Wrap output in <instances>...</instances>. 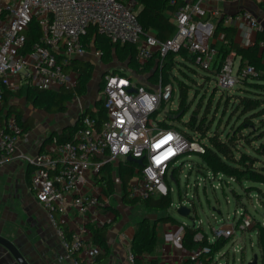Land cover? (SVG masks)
<instances>
[{"label":"built area","instance_id":"2783aa9c","mask_svg":"<svg viewBox=\"0 0 264 264\" xmlns=\"http://www.w3.org/2000/svg\"><path fill=\"white\" fill-rule=\"evenodd\" d=\"M224 1L240 0H183L170 17L177 28L175 35L161 41L144 31L136 12L137 0H0V167L12 156L33 167L31 188L62 241L61 259L82 264L85 255L90 253L88 258L95 260L97 252L93 247L97 246L92 242L89 224L105 223L100 210L109 203L96 183L102 167L125 160L129 155L142 158L141 170L127 186L128 196L140 199L165 196L173 191L170 183L177 182L175 170L180 178L186 166L191 171L194 169L195 161L185 158H190L192 153L201 156L206 152V137L198 130L188 136L179 129L162 127L160 123L166 115L178 109V105L172 106L177 88L171 82L163 84L162 80L157 84L149 80L142 82L126 64L117 68L119 72L109 71L102 79L100 98L107 114L103 122L86 113L73 141H60L54 135L47 139L44 150L34 155L18 153V141L24 132L16 112H10L5 106L6 93L27 87L47 90L74 87L79 74L68 68L72 60L91 61L90 55L102 60L101 49L86 45L90 29L113 43L134 44L136 59L141 65L156 54L157 61L162 62L168 53L186 46L196 54L199 67L210 69L218 49L212 42L215 24L203 19L207 14L217 20L224 17L226 23L239 26L244 39L250 32L246 28L261 29L258 17L247 8L235 14H223L218 4ZM32 21L40 27L41 35L28 45L27 32ZM260 45L263 49L264 41ZM234 63L235 59L228 57L217 76L215 82L221 92L230 90L238 82V68L234 72ZM255 72V67L249 64L242 71L245 75ZM21 97L13 96L11 101H19ZM84 110L81 106V111ZM221 175L214 173L205 181L210 180L214 185ZM185 199L178 205L193 207V200ZM72 210L81 214L85 222L68 236L61 223L69 219ZM234 216L238 218L213 227V238L205 232L208 244H203L204 233L196 235L199 245L189 251L190 264H207L206 258L216 254H212V245L220 238L228 241L238 238V231L241 234L250 231L256 222L243 207ZM199 221L194 219L195 226H202ZM183 233L184 224L175 231H167L165 236L174 245L183 247ZM232 250L236 252L239 247ZM130 259L135 260L132 253Z\"/></svg>","mask_w":264,"mask_h":264},{"label":"trees","instance_id":"16d2710c","mask_svg":"<svg viewBox=\"0 0 264 264\" xmlns=\"http://www.w3.org/2000/svg\"><path fill=\"white\" fill-rule=\"evenodd\" d=\"M182 3L183 0H177L175 3L171 2V0H137V7H141L138 12V20L144 31L154 34L161 41L172 38L177 28L171 22L170 17ZM259 4L264 8V0L259 1ZM236 33V27L225 24L224 19L219 22L214 30L213 37L218 38L220 34H223L224 37L218 40L217 43H213L218 49V54L213 61L212 67L207 69L208 73L204 76L208 80L204 79L203 83L201 82L207 87L212 79L217 80L220 70L232 53L236 55L235 58L239 57L238 83L241 88L235 91L227 101H230V112L235 111L240 113L242 121L237 126L236 131H223L222 134L217 128L211 131L212 133H209L210 124L205 123V117L199 116L204 96L199 98L195 110H193L187 121H183L184 115L194 102V99L191 103L188 101L185 104V101L188 99L190 84L183 80L179 74L177 75L175 71L178 69L189 77L186 70L180 65H196V54L191 52L188 47L182 46L178 51L168 53L162 62L157 61L158 54H156L148 63L141 65L136 59L137 48L134 44L113 43L107 37L97 33L94 29H90L85 42L88 48L94 46L102 50V61L105 63H110L117 59L122 63H126L129 68L138 74H148V80L153 84H157L160 80H162L163 84L173 83L179 89V106L178 109L171 110L160 125L162 127L179 129L188 136H191L192 131H200L202 136L207 138V146L206 152L201 155L202 161L198 164L199 168L202 169L205 167L215 174H222L227 178H232L240 186H244L248 182L251 185L250 187H245L247 192L249 188H252V190H257V192L262 193L264 197V48L262 49L260 45L264 41V29L257 31L255 42L248 46H244L236 40ZM27 35L28 45L41 35V29L35 21L30 23ZM247 64L255 67L256 72L254 74L245 75L242 73L244 66ZM68 68L75 70L79 74L78 81L74 87L64 86L59 90L27 87L19 92L6 93L5 106L9 108L10 112H16L24 133L34 128L35 117L25 115L22 106L11 101L13 96L19 97L24 95L36 108L57 114L66 112L70 102L76 97L88 93L89 83L92 81L94 75L95 64L89 60L74 59L69 63ZM192 70L194 72L196 71L195 68ZM112 72H119V69L115 68ZM191 81L196 82L194 79H191ZM102 87L103 82H101L100 88ZM216 90H219L217 86L213 88L209 97L205 113L203 112L204 116L210 109ZM176 92L173 95L174 99ZM222 93H225V91ZM98 102L97 111H92L90 108H87L74 125L65 127L62 133L51 134L47 139L56 135L60 141H73L75 133L82 122V117L86 113L97 117L100 123L103 122L107 114L103 100L101 99ZM182 102H184L183 105ZM256 119H259L258 124L255 122ZM181 123L185 126L182 127ZM185 127H188L191 132L188 129L186 131ZM253 128H257L259 135H256ZM245 130L249 131L246 132ZM257 140L262 141L259 146L255 145V141ZM247 146H250L252 151H248L246 149ZM138 170H141L139 164L127 159L120 160L116 168L113 163H108L102 167L96 180L103 187L104 193L109 197L116 192L115 177H117L123 190L122 202L124 204L129 206L139 204L149 211L168 212L173 203L171 193L165 196H153L147 199L131 198L128 196L127 186L130 180L137 174ZM115 171H117V176H115ZM174 175L177 182H179V173L177 170H175ZM234 192L235 200H240L242 195L235 190ZM107 208L109 209V207ZM112 210L118 216L117 210L113 206ZM160 221H170L173 224L183 225L170 213H163L162 216L156 218L153 222L148 217L138 220L135 226L136 233L131 242V253L135 257L137 264H162L159 258H144L145 254H154L156 251L158 245L157 224ZM61 226L65 229L68 236H70L72 230L64 223H61ZM89 228L92 232V242L100 251L97 253L93 262L88 263L86 260H82V264L103 263L111 253L108 242L110 223L103 225L91 223L89 224ZM251 230H257V240L263 264L264 223L256 221ZM201 232L205 234L202 226L185 224L182 246L188 251L195 249L199 245L196 235ZM226 242H228V239L220 238L216 244L212 245V254L220 250ZM203 244H208L206 234ZM206 260L207 264H211L212 259L210 257L206 258ZM184 264H190V260L188 259Z\"/></svg>","mask_w":264,"mask_h":264},{"label":"rangeland","instance_id":"374dc122","mask_svg":"<svg viewBox=\"0 0 264 264\" xmlns=\"http://www.w3.org/2000/svg\"><path fill=\"white\" fill-rule=\"evenodd\" d=\"M254 1L258 3L261 0H254ZM219 7L225 8L226 3L220 2ZM139 10L140 7H136V12H138ZM212 36L208 38V41L211 42ZM238 40L243 44L249 43L250 41H252V35L249 36L248 40L241 38H239ZM229 57L235 59V63H234V72H235L236 69L238 68L239 57L235 58L236 55L234 53H232ZM89 59H91V61L95 64V69H94L93 79L89 83L88 93L86 95L76 97L73 101H71L68 110L64 114L58 115V114L46 112L45 110H42L40 108H36L27 98L24 97V95H22L21 99L18 102L22 106L25 115H32L36 118V122H35L36 125L34 129L30 130L29 133L33 131L32 133L35 134L38 133L39 131H45V130L60 131L64 126L71 124L72 121H74L77 118L79 112H81L80 111L81 109L77 107V105L82 104L85 105L86 107L94 108L96 104L99 103L98 102L99 100L97 102L96 100L101 96L100 86L102 79L104 78L103 73L105 71H112L113 69L118 67H125L126 65V63H122L117 59L110 63H105L94 55H90ZM180 66L183 67V69L186 70L187 74L189 75V77L186 76L178 69H176L175 71L177 75L179 74L183 80L189 82L190 84V88L188 91V99L185 101V104L188 101H190L191 103V101L194 99V102L191 104L188 111L184 115L183 121H187V119L192 114L193 110H195L199 98H201V96H204V99L201 104L202 108L199 116L205 117V123L210 124L209 133H212L211 131H213L215 128H217L218 131L221 132V134L223 131H236L237 126L242 121V116L238 112L235 111L230 112V106H229L230 101L228 102L227 99L231 97V95L235 91L241 88L239 83L237 82L238 83V84L236 83L237 85L230 88V90H226L225 93H222L220 90H216V92H214L213 95L210 109L204 116L209 97L213 91V88L216 86V82L215 80H212V82L207 87H205V84L202 83L203 80L206 79V77L204 76L208 73L207 70L202 69L197 64L196 65L190 64V66L189 64L186 66L181 64ZM194 68L196 69L195 72L192 70ZM147 75L148 74H138L135 76L140 81L147 82L148 80ZM190 78L196 80V82L191 81ZM197 91H198V96H197ZM183 103L184 102H182V105ZM178 104H179V89L177 88V92L175 95L174 102L172 103V106L175 107V105ZM258 121L259 119L255 120L257 124ZM181 126L184 127L185 125L181 123ZM245 131L247 132L249 130H245ZM253 131L256 132V135L257 134L259 135L257 128H253ZM189 132L191 131L189 130ZM261 142H262L261 140L260 141L257 140L255 141V145L259 146ZM246 149L248 151H252L250 146H247ZM189 159L191 161H195V165L193 167L194 169L191 171L190 167L186 166L184 168L183 173H181L179 182L176 181L171 182V186L173 188L171 195L174 205L171 206L168 212H153V211H149L148 209H146L145 207L139 204L135 206H129L127 204H124L122 202L123 190L121 189L119 179L115 177L117 189L115 194L112 195L113 196L112 204L113 207L117 210V213L119 215L121 214L122 218L131 219L130 222L134 226H136L137 221L140 220L141 218L148 217V219L153 222L157 217H160L163 213L172 214V216H174L178 221H180L184 225L185 224L193 225L194 219L200 220L202 221V227L204 231L210 237L213 238L214 237L213 227L224 224L225 222L229 223V220L238 218V216H234V214L236 210H240L242 208V205L239 204H242V201H244L245 199V204L249 211L248 212L246 210L247 213L250 214L251 217H253L256 221H261V222L264 221L263 207L259 206L256 202V199L259 198L262 205L264 204L263 194L257 192V190H252V188H249V191L247 192L245 187L247 186L250 187L251 185L250 183L246 182L244 186H240L233 179L221 175L217 177L218 179L214 181V185H213V183H211L210 180L205 181L207 177L214 176L213 171H210L205 167L200 169L197 166V164H200L202 161L201 156L196 153H192V156L190 158L187 157L185 158V160H189ZM263 160H264V156H263ZM117 164H118L117 162L114 163L115 168L117 167ZM115 176H117V171H115ZM199 181L201 182L200 185L197 187L196 184ZM188 185L191 186L187 187ZM234 190L242 195V198L238 201L235 200L236 197L234 196L235 195ZM186 193H188L187 196H185ZM185 198L189 200H193L194 205L196 207V209L193 210L194 212L189 217L180 216L176 210L177 205L181 203V200H186ZM188 206L191 207L192 205H188ZM11 208L14 211L20 209V204L18 200H13V205L11 206ZM200 221L198 222V224L200 223ZM2 229L7 233H9L13 238L17 237V231L18 229L20 230L18 225H14L11 222L4 224ZM243 234L244 237L242 240H239L237 237H234V239L227 242V244L222 249H220V253L230 251L229 252L230 261L227 262L226 258H223L220 260L221 262H224V264H248L249 260L253 259L255 254H259L260 256L259 262L260 264H262V257L259 251L258 240H257V230H250V233L243 232ZM237 235H241V232L238 231ZM233 241H235L234 245L232 244ZM243 245H246V248L243 250V252H241ZM236 246L239 247V250L238 252L233 254L232 247H236Z\"/></svg>","mask_w":264,"mask_h":264},{"label":"crops","instance_id":"0c3cea01","mask_svg":"<svg viewBox=\"0 0 264 264\" xmlns=\"http://www.w3.org/2000/svg\"><path fill=\"white\" fill-rule=\"evenodd\" d=\"M223 3H226V7H221L223 10L221 8L220 9L222 10V13L226 15L235 14L245 8L252 10L260 21V28L264 29V8L260 6L259 2L256 3L254 0H240L238 2L224 1ZM221 18L222 17L217 20L207 14L203 19L211 20V22L215 24L216 28L217 23ZM224 23L236 27V40L241 43L238 39H244L243 30H241L239 26L226 23L225 20ZM246 29L250 32L247 38L245 39L248 40L249 36L252 35V41L246 44L241 43L244 46H248L254 43L257 34V30L249 28ZM223 37L224 35L220 34L218 38H213L212 42L217 43L218 40L223 39ZM212 80L210 81V83L212 82ZM98 100H101V98H98L96 102ZM14 103L19 104L18 101ZM81 106L84 107L85 110H87V108H90V110L92 111H97V104L94 108L86 107L82 104L77 105V107H79L80 109ZM64 113L57 114L60 115ZM77 119L78 116L74 121H72L71 124L64 126L60 131L45 130L39 131L35 134L32 133L33 131L29 133L30 130L25 132L18 141V153L25 152L34 155L44 150L47 137L54 133H62L65 127L74 125L77 122ZM115 162L118 163V161ZM115 162H113V164ZM32 171L33 167L26 163L23 159L18 158L17 156H12L4 163L3 166L0 167V231L7 238L17 241L18 247L21 249L30 264H73L69 260H63L60 258V256L64 252V246L60 237L57 234L56 227L48 216L47 211L41 205V203L38 202L36 195L31 188ZM97 186L98 188L101 187L103 189V187L98 183ZM112 197V195L109 197L106 195L105 200H107L109 203L105 208L103 207V209L100 210L101 218H104L105 223H110V228L108 231V242L111 249V253L106 261L97 264H137L136 260L132 261L130 259L131 242L135 236L136 227L130 222L131 219L122 218L121 214H118V216L116 215L114 210H112ZM13 200H18L20 204L19 210L14 211L11 208V206L13 205ZM256 202L259 206H262V203L259 198L256 199ZM239 205H242L243 209H245V211H248V208L245 204V199L244 201H242V204ZM107 207H109V209ZM68 217L69 219L64 224L71 230L80 228L85 222L84 217L81 214H78L75 210H72L69 213ZM8 222L19 226L21 231L18 229L17 237L13 238L9 233L2 229L3 225ZM262 223H264V221H262ZM178 226V224H173L170 221L158 222V245L156 247V251L154 254H145L144 258H159L162 264H184V262L188 260L189 251L186 250L184 247H178L174 245L173 241L167 239L165 236V233L167 231H175ZM247 232L250 233V231H245L244 233ZM243 237L244 234L242 233L238 237V239L242 240ZM245 248L246 245H243L241 252H243ZM93 249L97 253L100 251L98 247H93ZM229 252L230 251L220 253V250H218L216 254L210 256V258L212 259L211 264H224V262L220 261L223 258H226V261L229 262ZM236 252L233 251V254H235ZM88 256H90V253H87L85 255L86 261L88 263L93 262L94 260L91 261L92 259H89ZM0 264H19L14 258V256L9 252V250L1 244Z\"/></svg>","mask_w":264,"mask_h":264},{"label":"water","instance_id":"95a60500","mask_svg":"<svg viewBox=\"0 0 264 264\" xmlns=\"http://www.w3.org/2000/svg\"><path fill=\"white\" fill-rule=\"evenodd\" d=\"M222 19H223V17L219 20V22ZM219 22L217 23V25L219 24ZM105 73H107V71H105L103 74H105ZM130 91H134V89L131 88ZM85 111L86 110H84L83 112H85ZM83 112L81 111L79 113L78 119L80 118V115ZM127 160L133 161V162L139 164L140 166L143 165V159L142 158H136V157H133L132 155H129L127 157ZM262 207H263V215H264V204L262 205ZM194 209H196L195 205H193V207H190L186 204H181V205H178L176 207L177 213L183 217H189L194 212L193 211ZM192 226H195V222H193ZM0 244L9 250V252L14 256V258L17 260V262L19 264H30V262L27 260V258L25 257V255L21 251V249L18 247L17 241H14V240L7 238L6 236H4L1 233V231H0ZM259 257H260L259 254H255L253 259L249 260L248 264H260Z\"/></svg>","mask_w":264,"mask_h":264}]
</instances>
